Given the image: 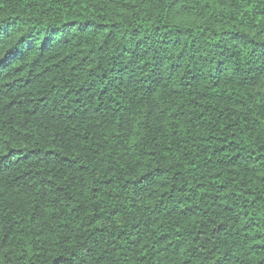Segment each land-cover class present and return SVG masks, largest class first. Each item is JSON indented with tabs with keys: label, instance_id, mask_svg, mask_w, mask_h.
Returning a JSON list of instances; mask_svg holds the SVG:
<instances>
[{
	"label": "trees",
	"instance_id": "1",
	"mask_svg": "<svg viewBox=\"0 0 264 264\" xmlns=\"http://www.w3.org/2000/svg\"><path fill=\"white\" fill-rule=\"evenodd\" d=\"M0 264H264V0H0Z\"/></svg>",
	"mask_w": 264,
	"mask_h": 264
}]
</instances>
